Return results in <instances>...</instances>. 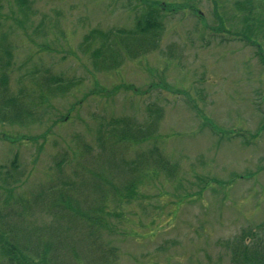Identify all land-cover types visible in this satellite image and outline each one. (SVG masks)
<instances>
[{
	"label": "rangeland",
	"instance_id": "obj_1",
	"mask_svg": "<svg viewBox=\"0 0 264 264\" xmlns=\"http://www.w3.org/2000/svg\"><path fill=\"white\" fill-rule=\"evenodd\" d=\"M151 1L174 9L164 16L159 50L104 72L85 52L86 37L133 29L131 0H0V46L13 54L11 93L47 75L64 83L33 124L0 121V214L18 217L42 192L90 180V162L103 154L101 123L145 125L159 113L156 138L128 157L157 146L179 172L171 180L150 176L134 199L109 204L116 216L103 236L118 251L116 264H244L234 248L264 246V64L256 47L235 36L245 30L236 9L245 0ZM256 9L262 14L259 3ZM258 18L262 26L264 15ZM254 40L264 55V38ZM34 221L51 218L37 213Z\"/></svg>",
	"mask_w": 264,
	"mask_h": 264
},
{
	"label": "trees",
	"instance_id": "obj_2",
	"mask_svg": "<svg viewBox=\"0 0 264 264\" xmlns=\"http://www.w3.org/2000/svg\"><path fill=\"white\" fill-rule=\"evenodd\" d=\"M131 1L135 6L131 8H136L133 11L136 15L133 29H96L86 37L88 45H85V52H89L97 70L116 71L122 67L125 58L136 61L159 50L166 29L164 16L174 12L173 5L151 0ZM258 3L262 14L257 12ZM236 9L243 14L245 30L235 36L256 47L259 60L264 64L261 46L258 40H254L260 36L264 38V21L262 26V21H258V17L264 15V0H245L237 3ZM92 46L95 48L91 51ZM0 47V121L31 125L38 120L35 111L44 100L60 94L63 80L53 75L33 79L30 90L21 87L14 96L9 87L12 48L9 44ZM126 89L131 90L129 87ZM158 114L145 125L133 118L101 123L98 142L103 154L90 162L94 166L88 175L90 178H87L90 180H82L75 189L73 184L67 183L69 189L42 192L35 197L32 205L21 206L18 217L7 218L0 212V264H116L118 251L103 236L104 230L111 231L108 219L116 216L109 212V204L113 200L120 204L123 200L134 199L138 186L150 176L164 174L171 180L179 172L178 165L172 164L157 146L146 153L137 152L132 159L128 157L132 147H139L156 138ZM6 181L9 183L4 179L5 186ZM62 192L64 197L58 198L57 195ZM70 192L76 194L70 195ZM76 197L80 203L75 202ZM5 209L8 210L7 207ZM33 212L49 216L51 222L38 225ZM85 230L94 244H87L80 237ZM262 244L257 242L253 251L248 250L249 253L238 246L234 248V256L244 257V264H264ZM235 261L241 264V260Z\"/></svg>",
	"mask_w": 264,
	"mask_h": 264
}]
</instances>
